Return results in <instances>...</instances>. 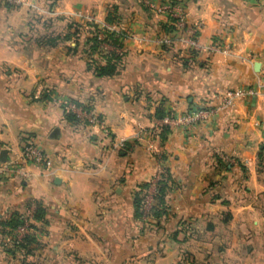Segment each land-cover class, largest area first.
<instances>
[{
  "label": "crops",
  "instance_id": "0c3cea01",
  "mask_svg": "<svg viewBox=\"0 0 264 264\" xmlns=\"http://www.w3.org/2000/svg\"><path fill=\"white\" fill-rule=\"evenodd\" d=\"M19 2L9 8L0 2V153L7 150L6 161L19 157L31 136L51 165H29L28 178L0 176V220L28 209L31 216L29 203L42 201L46 224L28 219L42 231H34L42 235V264H151L154 257L182 264L184 253L193 263V246L202 242L194 233H209L206 221L209 231L253 236L240 241L238 263L264 264V128L257 125L264 123V0L183 1L187 28L203 23L198 48L187 41L163 46L169 17L143 0ZM111 5L119 8L118 24L106 21ZM71 22L120 34L121 47L102 48L122 55L118 74L98 77L88 69V30L62 39ZM49 35L61 36L55 46L44 44ZM214 42L221 48L206 49ZM240 86L259 93L190 128L160 134L158 109L180 114ZM72 100L90 105L101 122H68L63 108ZM153 128L159 138L139 135ZM120 139L133 145L126 153L113 146ZM220 153L236 161L229 170L218 172ZM156 154L172 179L158 228V219L154 227L141 225L133 207V193L154 175ZM214 189L219 204L207 196ZM5 237L0 233V252L16 260L2 248ZM226 244L202 259L223 264Z\"/></svg>",
  "mask_w": 264,
  "mask_h": 264
},
{
  "label": "trees",
  "instance_id": "16d2710c",
  "mask_svg": "<svg viewBox=\"0 0 264 264\" xmlns=\"http://www.w3.org/2000/svg\"><path fill=\"white\" fill-rule=\"evenodd\" d=\"M185 0H172L173 4L176 3H181ZM5 3V5L11 7L13 4L8 2V1H2ZM121 19V16L119 14V8L117 5H111L108 7L107 15H106V21L109 24H118ZM175 20V18L170 17L169 23L164 25L163 30L164 34L172 35L175 31V26L172 24V22ZM89 27L92 28V30H88L89 35L86 36L85 40V47H84V52L87 56V67L89 70H92L94 74L98 77H110L113 75H116L119 73V67L118 63L122 62V55L116 51H103L102 44L107 43V44H112L115 47H121V41H120V34H118L116 31L112 30H104V38H100L98 35V31L100 30L99 27H97L96 24L93 22H87ZM82 24L80 22H71L68 24V31L62 39H68L73 35H77L80 33ZM71 30H73L71 32ZM61 36L59 35H49L45 36V42L44 44L49 45V46H55L58 43V39H60ZM40 42H42L41 39H39ZM171 45H163V46H172ZM192 48V47H191ZM191 50V49H189ZM95 54H98V56H101L103 58L102 62H99L95 59ZM72 103L76 108L82 109L87 112L92 111V107L88 104L72 100L69 101ZM213 104V103H212ZM63 112L65 115V118L67 119L68 122L72 124H79V123H84V124H90V122L83 117H81L76 111L67 108V105L64 106ZM172 114V112H164V109H158L157 110V115L159 118H163L165 115ZM170 127L167 125H163L161 127V132L160 134H167L170 131ZM164 139V138H163ZM135 141H133L134 143ZM132 143L127 141L125 142V146L123 147V151L125 150V153L127 152L128 149L132 148ZM264 156V146L263 150L260 153V157L262 158ZM163 159V156H162ZM227 162H225L221 156H217V165L219 167H224L225 169L228 168L226 166ZM166 167V166H165ZM170 182H172L171 175L169 173L168 168L166 167V173L163 177V179H160L156 183V193L154 195L155 199V204L152 207L153 213H150L151 217H154V219H158L157 223L154 224L157 228L159 225V218L167 213V205H166V195L169 191L170 188ZM150 187L149 182L142 183L139 186V190L135 191L133 193V207H134V218L135 219H142L146 218V215L144 214L143 211V201L146 197V192L148 193V188ZM212 191V190H211ZM210 191V192H211ZM219 197V194L214 195L212 198H217ZM211 198V199H212ZM33 203V204H32ZM33 206L31 209V216L28 217H23L21 213L19 212H13L10 214L9 217H4L0 220V233L9 236L10 237V243L6 244L4 241L2 243V246L5 247L4 250L8 252L10 255L17 257V259L22 255L23 258H26L27 255L33 254V244L34 242H38L36 239V235L32 233L30 230L36 231L38 229L37 224L32 223V221L29 222L28 228L29 232H25L22 237L18 238L17 236V229L20 226H23L26 224V219L32 218V220L39 221L43 224H46V214H47V209L40 200H33L29 203V207ZM31 208V207H30ZM151 226L154 227L153 223L150 224ZM161 226V225H160ZM164 230L159 227L157 232L155 231L152 232V238H151V246H154L155 240L159 239V235L162 234V231ZM9 245V246H8ZM16 259V260H17Z\"/></svg>",
  "mask_w": 264,
  "mask_h": 264
},
{
  "label": "built area",
  "instance_id": "2783aa9c",
  "mask_svg": "<svg viewBox=\"0 0 264 264\" xmlns=\"http://www.w3.org/2000/svg\"><path fill=\"white\" fill-rule=\"evenodd\" d=\"M0 1H8L10 3L17 2V0ZM143 2L149 7L153 8L155 11L167 13L169 14V17L175 18V20L172 22V24L175 26V31L172 35L164 34L160 38L162 45H171L177 42L178 39H182L188 42L189 47H199L196 40L200 25L187 28L181 3L173 4L172 0H163L159 5H155L151 0H143ZM102 35L103 34H100L99 37L101 38ZM258 93L259 92L255 87H239L229 89L225 91L218 98L217 102L212 105L195 107L180 114L172 113L165 115L162 119H160V124L157 128L161 129L163 125H167L170 128L176 126L188 128L189 126L218 115L224 109L230 108L234 104L235 100ZM67 107L76 111L81 117H86L91 124L97 122L94 119L95 117L93 113H87V111L76 108L73 104ZM257 125L264 128V123H257ZM157 128L153 129L157 130ZM146 131L147 130L140 131L139 135H145ZM125 142L126 140L120 139L118 142L114 143L113 146L118 149H122L125 146ZM29 165H51V160L44 150L39 146V144H37L33 137L27 138L23 142L19 157L0 163V176L5 178H13L16 176L28 178L30 176V171L28 168ZM158 170L156 183L160 179H163L166 173L161 167H159Z\"/></svg>",
  "mask_w": 264,
  "mask_h": 264
},
{
  "label": "rangeland",
  "instance_id": "374dc122",
  "mask_svg": "<svg viewBox=\"0 0 264 264\" xmlns=\"http://www.w3.org/2000/svg\"><path fill=\"white\" fill-rule=\"evenodd\" d=\"M18 1L19 0H17V2ZM0 2L2 3V5H5V3H3L2 1H0ZM17 2L16 3H12L13 4L12 6L15 7L18 4H21V2H18V3ZM5 6H7V5H5ZM7 8H9V6H7ZM183 12H184V8H183ZM167 16L169 17V14H167ZM169 19H170V17H169ZM89 21H93V20H89ZM198 25H200V26H199V30L197 32V40L196 41H197V44L199 46L198 36H199V32L203 28V23H201V22L197 23V26ZM83 27L86 28L87 30H90V31L92 30V28L89 27L88 23H86V24L81 26V28H83ZM100 34H103L101 36V38H104V30L103 29L98 31V35L99 36H100ZM183 38H185V37H183ZM159 41H160V39H159ZM180 42H186V41L182 40V39H178V42L177 43L175 42V43L179 44ZM186 43H188V42H186ZM103 44H105V43H103ZM103 44H102V47H103V49H105L106 46L103 45ZM220 48H221L220 47V43H215V42L210 44L208 47H206V49H209L212 52L216 51L217 49H220ZM224 49H225L226 52H228V51L230 52V50H231L229 46L223 48V50ZM212 52H209V53H212ZM94 57L96 59V57H97L96 54H95ZM240 87H251V88H253V86H240ZM237 88H239V87H237ZM246 97H253V94L249 95V96H246ZM246 97H244V98H246ZM240 99L242 100L243 98H240ZM240 99H237V100H240ZM237 100L234 101V104L231 107H233L235 105ZM66 105L69 106V105H72V103L68 102V103H66ZM230 108H228V109H230ZM224 110H226V109H224ZM87 113H89V112H87ZM91 113H93V115L95 117L94 119H95V121H97L96 123H93V124L100 123L101 122V119H100L101 117L99 115H96L95 112L91 111ZM83 118L87 120L86 117H83ZM190 127L191 126H189L188 128H190ZM158 131L159 130H155V129L147 130L146 134L143 135V136H146V137H148L150 139H153V138H156V137L159 138L160 134H158ZM30 137L31 136H28L27 138H30ZM117 142H118V140H117ZM114 143H116V141H114ZM157 155L158 154H156V156ZM219 156H221L222 159L225 162H227L226 166L228 168H226V170H229L233 166V164L236 162L233 159V157H231L230 155H228L226 153H220ZM156 159H157V167H156V170L154 172V175L148 181L150 183V187L148 188V193L146 192V196L147 197H145V199L143 201V211H144V214L146 215V218L140 219V222H139L141 225H145V226L148 225V223L152 224L153 221H154V217H151L150 213H153L152 207L156 203L155 199H154V195H155V191H156L155 190L156 189V176H157V173L159 171L158 169H159V167H161L164 170V172H166V167H167L161 156H157ZM263 160H264V157H263ZM216 168H217L218 172H222L223 170H225L224 167H219V168L216 167ZM240 172L243 173L244 175L245 174L247 175V170H245V169H243V170L240 169ZM217 194H219V191L217 189H214L211 192H209V194L207 196L210 197V200H214L213 201L214 203H216V202L218 203V199L217 198H212L214 195H217ZM215 209H217V208H215ZM29 214H30L29 209L26 212L21 213V215H23V217H28ZM25 219H26V224L24 226L20 227L21 228V229L19 228L20 230H17V235L18 236H21L23 234V231H27L26 227H27V224H29V220L27 218H25ZM206 223H207V221L203 223V228H204L205 231H208L209 233H207V232H204V233H201V232H197L196 233L195 232L194 233V238L197 239V241H202V242H199V244H195L193 246V250L196 252L198 260L192 263L191 257H187V255H185V253H184L183 254L182 264H191V263L192 264H206L205 260L202 259L203 255L206 254V251L207 252L208 251H210V252L211 251H215L217 246H218V244L221 245V244H226V243H227L226 244V248L229 251H227L226 254H225V258H224L223 264H239L238 262H239L240 258H239L238 255L242 251L241 242L240 241H245V240H249V239L251 240L252 239V242H253V236H252V238L251 237L247 238V236H243L242 237L241 236L242 234H240V232L237 231L236 227L234 228L236 230H233V231L232 230L228 231V230H225L224 228H222L221 230L217 229L216 231H209V230H206V228H205L206 227ZM222 224L223 223H221L220 226H222ZM30 231L32 233L36 234L34 232V230L33 231L30 230ZM36 231L42 232L41 228H38ZM37 234H38V237H37ZM37 234H36V239L38 238L39 240H41L42 239L41 233H37ZM219 237H220V239H218ZM38 239H37L38 242H34V244L32 246L33 247V254H30L27 258H23V256L21 255L17 260L14 259V260L10 261V260H8L6 258H3L2 253L0 252V254H1L0 264H42V261L40 260L41 256H39V255H41V251H42L43 246H42V243L39 242ZM214 239L216 240L215 243H213ZM5 240L7 241V242H5L6 244L10 243V238L9 237L6 236ZM234 240L237 242L236 244H235ZM2 248L4 249L5 247L2 246ZM167 250L171 251L170 248H168ZM33 262H35V263H33ZM148 262H150L151 264H168L167 260H165V259H163V260L162 259H157L155 257H154V259L153 258L150 259ZM176 262L177 261H174L173 264H176Z\"/></svg>",
  "mask_w": 264,
  "mask_h": 264
},
{
  "label": "water",
  "instance_id": "95a60500",
  "mask_svg": "<svg viewBox=\"0 0 264 264\" xmlns=\"http://www.w3.org/2000/svg\"><path fill=\"white\" fill-rule=\"evenodd\" d=\"M59 132L58 129H55L54 133L57 134ZM53 133V136H55V134ZM7 160V150L3 149L0 153V163L1 162H5Z\"/></svg>",
  "mask_w": 264,
  "mask_h": 264
}]
</instances>
